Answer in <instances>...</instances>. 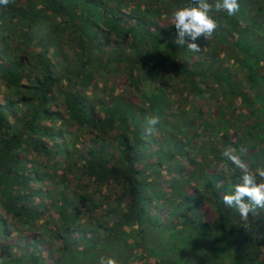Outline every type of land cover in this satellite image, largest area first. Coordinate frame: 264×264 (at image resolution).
<instances>
[{
	"label": "trees",
	"instance_id": "16d2710c",
	"mask_svg": "<svg viewBox=\"0 0 264 264\" xmlns=\"http://www.w3.org/2000/svg\"><path fill=\"white\" fill-rule=\"evenodd\" d=\"M189 2L0 6V264H46L43 251L54 264L121 261L129 242L156 264H177L184 244L187 264H264V209L245 221L222 201L240 175L226 149L264 166V0L210 13L201 53L168 22ZM155 234L170 243L160 258Z\"/></svg>",
	"mask_w": 264,
	"mask_h": 264
},
{
	"label": "clouds",
	"instance_id": "9594fccd",
	"mask_svg": "<svg viewBox=\"0 0 264 264\" xmlns=\"http://www.w3.org/2000/svg\"><path fill=\"white\" fill-rule=\"evenodd\" d=\"M12 0H0V6L7 7ZM240 11L238 0H190L189 4L172 11L169 23L175 29L174 43L192 53H201L202 48L196 42L203 38L207 41L218 25L210 13L224 12L229 17L235 16ZM159 116L147 118V131L151 134L152 129L159 124ZM247 149L241 146L240 154L234 150L226 149L222 156L235 168L240 170L239 182L231 186V193L224 194L223 204L228 208H234L241 220H247L254 215L257 209H264V166L250 171L247 164L242 160V155ZM98 264H118L113 257H99Z\"/></svg>",
	"mask_w": 264,
	"mask_h": 264
},
{
	"label": "crops",
	"instance_id": "0c3cea01",
	"mask_svg": "<svg viewBox=\"0 0 264 264\" xmlns=\"http://www.w3.org/2000/svg\"><path fill=\"white\" fill-rule=\"evenodd\" d=\"M150 240H149V243L148 245L150 246V248L154 249L155 251H157L156 253V257H159L160 258V255H162L163 252L167 251V249L170 247V243L169 242H165L164 240H160V236L155 234V235H152L148 237ZM130 244V247H126L125 245L124 246H118L117 248L119 249V252H118V255L119 257L121 258L119 261L118 258L116 259L118 264H150V262H152L153 264L155 263L156 264V260H155V257L152 259V260H149L148 261H144V253L139 250V248L136 247V245L132 242H129ZM53 248H55V246L51 245V250L53 252ZM191 248V247H190ZM193 248V247H192ZM188 249H189V245H185L183 247H181V249L178 251V255H181L182 254L184 256L186 255H189V252H188ZM186 251V252H184ZM162 252V253H161ZM143 253V254H142ZM141 254L143 255V258L141 256ZM55 258V256H51L47 253V251H43L41 253V261L40 263L45 260L47 263L46 264H54V261L53 259ZM152 258V257H151ZM166 259V258H165ZM155 260V261H154ZM158 260V259H157ZM177 260L179 261V264H184L185 260L183 258H177ZM159 261V260H158ZM197 261V260H196ZM200 261V260H199ZM86 264H89V261H85ZM181 262V263H180ZM85 264V263H84ZM162 264V263H161Z\"/></svg>",
	"mask_w": 264,
	"mask_h": 264
},
{
	"label": "rangeland",
	"instance_id": "374dc122",
	"mask_svg": "<svg viewBox=\"0 0 264 264\" xmlns=\"http://www.w3.org/2000/svg\"><path fill=\"white\" fill-rule=\"evenodd\" d=\"M112 5H109V7H111ZM129 10V8H127V10L126 11H128ZM21 23H13V25H20ZM15 26H11L10 27V29H11V31H12V33H10V35H12L14 32H15V30H16V28H14ZM37 29H40V27L39 26H37L36 27ZM36 28L35 29H30L29 30V35L32 37V35L33 34H39L40 35V33H39V31L41 32H43V29H40V30H36ZM41 32V33H42ZM32 34V35H31ZM43 34H44V32H43ZM263 39V38H262ZM52 45V44H51ZM53 50H54V48L51 46L50 48H49V52H48V55H51L52 53H54L53 52ZM65 52L67 53V54H69L70 56H72L73 55V53L70 51V49H68V48H65ZM256 53V51H254V48L251 46V47H249L248 48V54L249 55H253V53ZM261 54H263L264 55V51H261ZM113 67V66H112ZM239 74H241V70H239V68H237V70H236ZM242 77V76H241ZM242 84H243V86H245L246 85V82H242ZM233 104H234V106H235V104L236 105H238V103L236 102H234L233 101ZM226 107V106H225ZM262 109H263V107H262ZM229 113V112H228ZM262 151H264V148L262 149ZM179 247V246H178ZM205 248H207V249H209L210 248V245H206L205 247H203L202 248V250H205V251H207ZM197 250H200V249H197ZM184 252H186V251H184ZM183 255V254H182ZM184 256V255H183ZM186 257H187V255L185 256V257H182L184 260H186ZM212 258V256L211 255H209L208 257H204V259H200V263H202V264H212V261L210 260ZM174 262L175 263H177V264H179V261L176 259V260H174ZM181 263V262H180ZM200 263H197V261L196 260H193V261H191V264H200ZM185 264H187L186 262H185Z\"/></svg>",
	"mask_w": 264,
	"mask_h": 264
}]
</instances>
